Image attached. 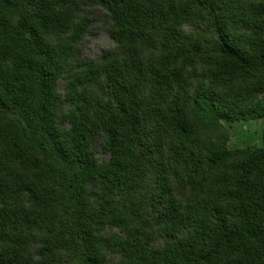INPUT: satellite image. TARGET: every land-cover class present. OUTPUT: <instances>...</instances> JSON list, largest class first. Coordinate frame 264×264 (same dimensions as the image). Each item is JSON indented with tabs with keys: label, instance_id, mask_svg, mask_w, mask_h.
<instances>
[{
	"label": "trees",
	"instance_id": "obj_1",
	"mask_svg": "<svg viewBox=\"0 0 264 264\" xmlns=\"http://www.w3.org/2000/svg\"><path fill=\"white\" fill-rule=\"evenodd\" d=\"M263 117L264 0H0V264H264Z\"/></svg>",
	"mask_w": 264,
	"mask_h": 264
},
{
	"label": "rangeland",
	"instance_id": "obj_2",
	"mask_svg": "<svg viewBox=\"0 0 264 264\" xmlns=\"http://www.w3.org/2000/svg\"><path fill=\"white\" fill-rule=\"evenodd\" d=\"M102 10L96 13V19L85 37L81 47V58L93 59L102 53L113 50L116 46L105 30V23L102 19ZM64 84L61 82L60 90ZM231 129V136L228 145L232 147L247 145L251 143L264 144V117L250 121L234 124Z\"/></svg>",
	"mask_w": 264,
	"mask_h": 264
}]
</instances>
